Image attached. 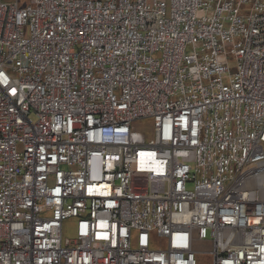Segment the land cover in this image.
Wrapping results in <instances>:
<instances>
[{
	"label": "built area",
	"instance_id": "1",
	"mask_svg": "<svg viewBox=\"0 0 264 264\" xmlns=\"http://www.w3.org/2000/svg\"><path fill=\"white\" fill-rule=\"evenodd\" d=\"M28 2L0 0V264H264V0Z\"/></svg>",
	"mask_w": 264,
	"mask_h": 264
},
{
	"label": "rangeland",
	"instance_id": "2",
	"mask_svg": "<svg viewBox=\"0 0 264 264\" xmlns=\"http://www.w3.org/2000/svg\"><path fill=\"white\" fill-rule=\"evenodd\" d=\"M3 1L6 3H15L16 2V0H3ZM28 4H29L28 0H19V5L21 7H26ZM152 123L153 122L151 120H144V121L138 122V126H139V128H143L149 132L152 128V125H153ZM74 224H75L74 220H70V221L65 223V226H64L65 236H68L71 238L74 237ZM153 247H157V248L164 247V242H160L157 239L156 240L154 239ZM211 263H212L211 257L206 256L203 264H211Z\"/></svg>",
	"mask_w": 264,
	"mask_h": 264
}]
</instances>
